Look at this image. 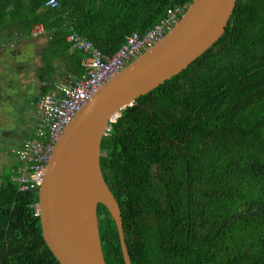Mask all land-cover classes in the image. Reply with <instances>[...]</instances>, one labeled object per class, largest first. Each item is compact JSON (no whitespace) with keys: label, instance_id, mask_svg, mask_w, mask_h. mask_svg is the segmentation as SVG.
I'll use <instances>...</instances> for the list:
<instances>
[{"label":"trees","instance_id":"obj_1","mask_svg":"<svg viewBox=\"0 0 264 264\" xmlns=\"http://www.w3.org/2000/svg\"><path fill=\"white\" fill-rule=\"evenodd\" d=\"M48 1L0 0V49L14 35L30 38L36 25L49 38L39 97L83 74L87 55L70 48V33L112 56L126 36L192 2ZM99 164L131 264H264V0H237L210 49L123 109L101 141ZM19 165L0 181V264H59L34 216L38 188L21 193L13 180ZM97 218L105 263L124 264L102 205Z\"/></svg>","mask_w":264,"mask_h":264},{"label":"water","instance_id":"obj_2","mask_svg":"<svg viewBox=\"0 0 264 264\" xmlns=\"http://www.w3.org/2000/svg\"><path fill=\"white\" fill-rule=\"evenodd\" d=\"M237 0H192L178 24L154 47L105 83L64 131L38 188L42 239L59 264H106L97 207L126 249L119 207L100 170V146L108 121L136 100L179 75L223 35Z\"/></svg>","mask_w":264,"mask_h":264},{"label":"built area","instance_id":"obj_3","mask_svg":"<svg viewBox=\"0 0 264 264\" xmlns=\"http://www.w3.org/2000/svg\"><path fill=\"white\" fill-rule=\"evenodd\" d=\"M55 6V0L45 4L47 8ZM183 12L180 8L167 10L165 16L144 34L126 36L124 43L112 56H106L93 48L91 43L77 34L67 38L74 49L87 55L81 62L83 74L78 79L57 82L53 91L39 98L34 137L25 141L15 152L20 165L13 180L19 192L39 188L55 146L86 103L105 83L158 44L178 24ZM43 33L40 25L32 29L33 36ZM115 121L116 116L110 119L105 135L110 132L111 124ZM32 207L34 216L39 218L38 205Z\"/></svg>","mask_w":264,"mask_h":264},{"label":"rangeland","instance_id":"obj_4","mask_svg":"<svg viewBox=\"0 0 264 264\" xmlns=\"http://www.w3.org/2000/svg\"><path fill=\"white\" fill-rule=\"evenodd\" d=\"M7 40L0 49V181L2 164L4 168L6 164L9 168L17 164L15 150L26 135L23 131L29 120L24 118V112H19L21 107L25 106L29 119L33 116L34 120L31 112L36 110L40 87L37 72L42 64L41 52L48 45L47 35L28 39L14 35ZM10 45H14L13 49Z\"/></svg>","mask_w":264,"mask_h":264},{"label":"crops","instance_id":"obj_5","mask_svg":"<svg viewBox=\"0 0 264 264\" xmlns=\"http://www.w3.org/2000/svg\"><path fill=\"white\" fill-rule=\"evenodd\" d=\"M37 37H40V36H37ZM13 46L14 45H10L9 46V48H11V49H13ZM23 48H20V49H18V50H22ZM35 51V50H34ZM35 56V55H34ZM42 65V64H41ZM63 81V80H62ZM65 81V80H64ZM39 82V81H38ZM58 82H60V81H58ZM4 86V85H3ZM19 112H24V118L26 119H28L29 121L28 122H31V121H33V123H30V124H27V122H26V124H25V128H24V131H23V133H26V135H25V137H24V139L22 140V142L25 140V139H30V137H32L33 136V134H34V123H35V120H36V113H37V106H36V110L34 111V112H31V115L33 114L34 115V120H33V116L32 117H30V119H29V117H28V115H29V112H28V110L26 109V107L25 108H21L20 110H19ZM22 142L20 143V147H21V145H22ZM19 147V148H20ZM18 149V148H17ZM17 151V150H16ZM15 151V152H16ZM16 155V154H15ZM16 157V156H15ZM3 165L4 164H2V168H1V172H2V175H3V173H4V171H5V169L6 168H8V166L6 167V168H4L3 167Z\"/></svg>","mask_w":264,"mask_h":264},{"label":"clouds","instance_id":"obj_6","mask_svg":"<svg viewBox=\"0 0 264 264\" xmlns=\"http://www.w3.org/2000/svg\"><path fill=\"white\" fill-rule=\"evenodd\" d=\"M37 26V25H36ZM40 26H42V25H40ZM43 28V27H42ZM44 30V29H43ZM71 34H77V33H70L69 34V36L71 35ZM32 35V34H31ZM45 35H47L46 33H45V31H44V33L42 34V35H38V36H45ZM77 35H79V34H77ZM69 36H67V38L69 37ZM80 37H82L83 39H85L83 36H81V35H79ZM31 37H37L36 35L35 36H31ZM67 38H66V42L70 45V48L73 50V46H72V44L71 43H69L68 41H67ZM49 39V38H48ZM86 40V39H85ZM89 42V41H88ZM90 43V42H89ZM77 50V49H76ZM78 51V50H77ZM79 52H81V51H79ZM82 53V52H81ZM83 54V53H82ZM84 55V54H83ZM131 64V63H130ZM37 106V105H36ZM118 116H119V114H118ZM117 117V116H116ZM35 126H36V120H35V123H34V131H35ZM33 137H34V134H33ZM33 137H32V139H33ZM32 139H30V140H32Z\"/></svg>","mask_w":264,"mask_h":264},{"label":"flooded vegetation","instance_id":"obj_7","mask_svg":"<svg viewBox=\"0 0 264 264\" xmlns=\"http://www.w3.org/2000/svg\"><path fill=\"white\" fill-rule=\"evenodd\" d=\"M3 85V84H2ZM5 86V85H4ZM39 92H40V87H39V89H37V98L39 99L40 97H39ZM30 123H33V121H31V122H28L27 121V124H30Z\"/></svg>","mask_w":264,"mask_h":264}]
</instances>
